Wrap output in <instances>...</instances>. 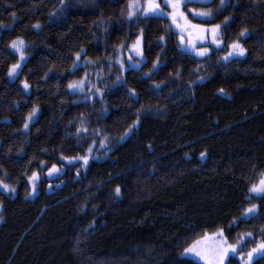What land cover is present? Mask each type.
I'll list each match as a JSON object with an SVG mask.
<instances>
[{"label": "trees", "instance_id": "1", "mask_svg": "<svg viewBox=\"0 0 264 264\" xmlns=\"http://www.w3.org/2000/svg\"><path fill=\"white\" fill-rule=\"evenodd\" d=\"M225 1L223 46L197 57L168 18L130 19L129 0H0V180L17 192L0 190V264H192L180 254L205 232L264 239V194L250 192L264 174V0ZM141 30L145 61L118 83L120 46ZM18 36L28 58L11 81ZM235 39L245 54L225 60ZM86 74L91 90L72 93Z\"/></svg>", "mask_w": 264, "mask_h": 264}, {"label": "snow or ice", "instance_id": "2", "mask_svg": "<svg viewBox=\"0 0 264 264\" xmlns=\"http://www.w3.org/2000/svg\"><path fill=\"white\" fill-rule=\"evenodd\" d=\"M190 2H198V0H164L165 7H171L172 11L166 13L168 17L171 18L173 24H175L176 28L180 31L181 35L179 37V41L181 47H185V35L187 33V47L190 50H194L197 56H205L208 52V48H195V42L197 40L205 41L208 39V35L211 36L212 42L216 45H220L221 41L217 38L220 35V24H211V25H204V24H194L191 20L188 19V15L182 11V3L187 4ZM210 2V0H209ZM225 3V0H221V5ZM128 12L127 15L129 18H132L137 11L142 12L144 16H159L163 13V9L161 8L160 3L157 0H144V4L141 6L137 0H129L127 5ZM190 14H192L193 18H210L213 16L214 9H190ZM229 17H225V22L228 21ZM182 21V23L180 22ZM39 25H36L38 27ZM142 32L141 34L136 36L135 42L131 45H128V50L130 53L140 57V60L135 61L133 66L139 67L141 61L143 60V48H142ZM247 35L246 29H241L240 37H244ZM160 40L163 41L164 37L161 36ZM10 47L15 49V51L19 54V60L12 64L8 68V74L10 77L14 76L17 71L21 68V61L25 59V42L22 37H16L10 43ZM120 47H123L121 45ZM245 48L240 43V39H235L232 41L231 45L229 46V52L225 55L224 59L227 60L229 57L239 54L243 55L245 53ZM80 58V53H76V61L73 62V66L75 68L77 61ZM118 62L123 67V59L118 56ZM128 60H132V56H128ZM158 59L153 61L152 68L155 69L158 67ZM151 71V70H150ZM87 75V74H86ZM86 75L84 78L79 80L71 81L68 84L69 89H82L85 87L86 83ZM119 79V78H118ZM23 87L25 89L29 88V84L27 81L23 82ZM222 91V90H221ZM95 92L100 93L103 95L102 89H95ZM135 89L130 91V95L135 96ZM37 112V108L33 107L32 111L28 114V119H31L34 114ZM135 121L133 125H129V129H132L135 125ZM24 127H28L27 120L25 121ZM80 129H77L79 132ZM86 131V130H85ZM125 136L128 135V130H126ZM124 139V136L121 137ZM103 143V141H101ZM91 147L89 148V152H91ZM201 156L204 153L200 154ZM65 159H76L65 157ZM84 164L86 165L89 161V156L85 155L83 157H79ZM43 163V162H41ZM60 171L59 168L55 164H53L50 168H48V174L51 175L54 172ZM38 178V173L33 171L32 175L29 177L30 181H34ZM0 186H2L6 191L9 190V185L4 184L2 180H0ZM14 190V189H13ZM33 191H35V184H33ZM115 192L117 195L120 193V187L117 186L115 188ZM251 193H264V174H262L259 179L258 183H253L250 188ZM257 206L255 204L250 205L248 208L244 210L245 216H251L256 211ZM219 237V239H217ZM252 237V233H242L239 236V239L236 243H229L228 239L224 236L223 229H217L216 232L212 233L211 236L207 232L203 234V236L195 239L189 244L187 247L183 249L181 252V256H189L192 259V264H197V261L202 260L205 261L206 264H225L226 258L229 256L230 253H236L239 248H242L244 245L242 241H245L248 238ZM209 241H211L209 243ZM257 256L264 257V239H260L255 243V246L250 248L247 253L240 252V259L243 264H253V261L256 259Z\"/></svg>", "mask_w": 264, "mask_h": 264}, {"label": "rangeland", "instance_id": "3", "mask_svg": "<svg viewBox=\"0 0 264 264\" xmlns=\"http://www.w3.org/2000/svg\"><path fill=\"white\" fill-rule=\"evenodd\" d=\"M137 2H138L141 6L144 4V0H137ZM157 2L160 3L161 8L163 9V13H164V14H161V15H159V16H163V17L168 18L169 21H170L171 27H172L175 31H177V32L179 33V37H180V35H181L180 31L176 28L175 24H173V22L171 21V18L168 17V16L166 15V13L172 11L171 7H165V6H164V0H157ZM225 3H226V1H225ZM225 3H224L223 5H225ZM223 5H221V0H210V2H209V0H198V2H190V3H187V4H183V3H182V9H181V10L184 11V12L188 15V19L191 20L192 23H194V24L211 25V24H218V23H216V22L213 21L214 18H215V12L217 11L218 6L221 7V6H223ZM190 9H214V12H213V16L210 17V18H193L192 14H190V12H189ZM139 13L142 14V12L137 11V12L135 13V15H134L132 18H130V19L135 18L136 15H138ZM180 22L182 23V21H180ZM5 27H6V26H2V27L0 28V38H1V31H2V29L5 28ZM184 35H185V47H184V48L181 47L182 50H183L184 52H186V53H190V54H192V55L197 56V55L195 54V51H194V50H190V49H188V47H187V43H186V42H187V33H184ZM217 38L221 41L220 45H216V44H214V43L212 42L211 36L208 35V39L205 40V41L197 40V41L195 42V48H208V49H209V52L205 55V56H207V55L211 52V50H212L213 47H214V48H220V47L223 46V39H222V35H221V27H220V35H219ZM24 42H25V41H24ZM134 42H135V41H134ZM134 42H133V43H134ZM131 44H132V43H131ZM131 44H130V45H131ZM27 46H28V44L25 42V47H24L25 59H24L23 61H21V68L17 71V73H16L14 76H12V77L9 76V79H10L11 81H15V80H17V78H18V76H19V74H20V72H21V69H22L23 65H24L25 62L27 61V58H28V53H27V51H26ZM142 48H143V56H144V47H143V43H142ZM11 49H12V51H14V52L19 56V54L15 51V49H13V48H11ZM244 54H245V53H244ZM129 55L132 56V60H131V61L128 60V56H129ZM118 56H120V57L123 59V67H121V68H122V78L118 79V83L121 82V81H123L124 74H125V72H126L128 69H130V68H133V69H139V68L142 66V64L144 63V61H145V56H144L143 60H142L141 63H140V66H139V67H134V66H133L134 62L140 60V57H138V56H136V55L130 53L129 50H128V46H125V45H123V47H120V50H119V52H118ZM205 56H202V57H205ZM238 56H243V55L236 54V55H233V56H231V57H238ZM197 57H201V56H197ZM117 62H118V60H117ZM83 63H84V62L81 60V58H79V60H78L77 63H76L75 68H74V66H73L72 70H74V69H76L77 67L81 66ZM118 63H119V62H118ZM119 65L121 66L120 63H119ZM92 84H93V81L89 78V76H88V74H87V75H86V83H85V87L82 88V89H70V91H71L72 93H74V92H75V93L87 92V91H90V90H91ZM93 89H94V91H95L96 88H93ZM27 90H28V89H27ZM38 114H39V109L37 108V112L34 114V116H33L31 119H28V120H27V122H28V127H25V130H26V131L29 130L31 124L36 120ZM68 162L72 163V161H68ZM3 183H4V182H3ZM256 183H258V181H257ZM4 184H5V183H4ZM13 189H14V190H13ZM0 190L4 191L6 194H9V195H11V196H13V197L16 196V193H17V192H16V187H13V186H9V190H7V191H6L2 186H0ZM251 194H252V195H255V196H260V195H262V194H264V193H251ZM0 207H1V206H0ZM257 211H258V208H256V211H255L251 216L255 215V214L257 213ZM251 216H245V215H244V218H250ZM0 222H1V219H0ZM223 232H224V236L228 239V237H227V235H226V233H225L224 230H223ZM208 234H209V236H211L212 233H208ZM217 239H219V237H217ZM255 240H256V236H255V234H252V237H251V238H248V239H246L245 241H242V243H243L244 246H243L242 248H239V250H238L236 253H230L229 256H228V257L226 258V260H225V264H228V260H229L231 257H235V258L240 262V264H243V262H242L241 259H240V252L247 253V251H248L250 248H252V247L255 246V245L252 244V242H255V243H256ZM210 242H211V241H209V243H210ZM228 242L231 243V242L229 241V239H228ZM182 257L189 258V259H193V258H191V257H189V256H182ZM259 257H260V256H257L256 259L259 258ZM256 259H255V260H256ZM255 260L253 261V264H254ZM197 262H198L199 264H206V262H205V261H202V260H199V261H197Z\"/></svg>", "mask_w": 264, "mask_h": 264}, {"label": "water", "instance_id": "4", "mask_svg": "<svg viewBox=\"0 0 264 264\" xmlns=\"http://www.w3.org/2000/svg\"><path fill=\"white\" fill-rule=\"evenodd\" d=\"M58 187V186H57Z\"/></svg>", "mask_w": 264, "mask_h": 264}]
</instances>
